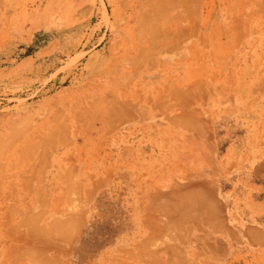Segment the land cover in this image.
<instances>
[{
  "label": "rangeland",
  "instance_id": "1",
  "mask_svg": "<svg viewBox=\"0 0 264 264\" xmlns=\"http://www.w3.org/2000/svg\"><path fill=\"white\" fill-rule=\"evenodd\" d=\"M0 264H264V0H0Z\"/></svg>",
  "mask_w": 264,
  "mask_h": 264
}]
</instances>
